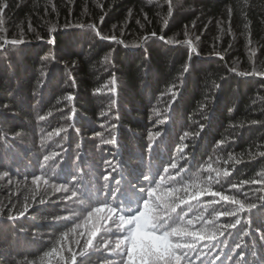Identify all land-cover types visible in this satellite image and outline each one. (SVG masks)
<instances>
[{
	"label": "trees",
	"instance_id": "1",
	"mask_svg": "<svg viewBox=\"0 0 264 264\" xmlns=\"http://www.w3.org/2000/svg\"><path fill=\"white\" fill-rule=\"evenodd\" d=\"M0 5H7L0 25V264L79 259L91 224L71 192L98 188L120 205L118 191L147 187L144 175L159 182L157 173L182 198L199 185L257 205L217 217L235 206L206 195L181 204L177 212L205 236L199 251L186 250L193 264H264V184H240L264 180V0ZM56 129L65 131L49 137ZM34 175L42 177L37 184ZM237 218L235 229L220 227ZM109 225L101 222L87 264H126L122 249L96 246Z\"/></svg>",
	"mask_w": 264,
	"mask_h": 264
},
{
	"label": "snow or ice",
	"instance_id": "2",
	"mask_svg": "<svg viewBox=\"0 0 264 264\" xmlns=\"http://www.w3.org/2000/svg\"><path fill=\"white\" fill-rule=\"evenodd\" d=\"M7 5H0V25H3L4 11ZM94 27V26H93ZM99 35V33H97ZM155 35V33H153ZM115 39V37H112ZM9 41H5L8 43ZM22 39H13L10 41L11 44L16 45L22 43ZM51 43V41H49ZM47 59V57H45ZM184 71H187L185 69ZM112 83H115L113 79ZM69 101L73 99L71 95L67 97ZM48 115H51L49 112ZM39 120L43 121L46 119L45 115H40ZM113 127H116L113 125ZM65 129H56L53 133H49V137L52 135H59L60 132ZM153 134H150V136ZM155 136H160L159 131L154 133ZM187 135V133H185ZM222 143V142H221ZM78 147H80L78 145ZM58 155L53 153L52 155H44L43 168L53 156ZM264 155V153H262ZM172 169H177L178 166L175 162L170 164ZM163 172L166 174L168 179H173L172 173L169 172V167H164ZM180 175L179 172L176 173ZM159 182L155 177L144 175L143 179L147 183V187L137 185L136 188L130 186V191L125 193L123 189L117 192V197L120 199V205L110 204L107 197L111 195L110 192L101 193L100 189H95L94 192L89 191L86 187L83 192L78 195L77 190L71 192L72 197H76L79 204L83 207L79 210L81 213L86 212L85 224H91V228L88 231V239L85 241L83 249L79 252V259L74 253L70 257V261L66 260L65 264H87V260L91 253L86 250L94 247L93 239L98 236L101 232V222L107 224L108 221L115 225L116 232L112 231V225H109L104 231L110 235H101L97 240L98 247L105 248L108 252L115 250H121V259L126 255V264H193L192 258L187 255L186 250L199 251L196 248V243L199 240L205 238L203 230L197 231L190 228L193 225V220L189 219L185 222L184 216L177 212V208L181 204H188L190 200H198L200 196L206 195L210 197H219L220 201H225L233 204L235 207L232 209H224L223 211L217 212L216 216H229L238 217L240 213L248 211L251 213L252 209L257 208V205L245 204L244 201L236 199L231 195H224L221 191L210 190L208 187L201 188L199 185H194L198 190L188 193V188L183 190L188 193L187 198H182L177 195L181 191L180 188L168 186L164 187L162 182L165 180V176L159 175ZM219 175V173H218ZM229 173L224 172V176L227 177ZM42 177L40 175H34L32 183L37 184L40 182ZM109 177L104 176V180L108 181ZM212 178L209 177V180ZM45 185L49 184L48 180H44ZM219 183V181H217ZM244 183H261L264 184V180L261 181H240V184ZM155 185V186H153ZM51 187L57 192L69 191V188L64 184H52ZM233 188H238V185L233 184ZM138 189V191H137ZM145 194L146 197L145 198ZM101 195L105 198L101 199ZM93 201L95 203H93ZM179 201V203L177 202ZM45 201L42 199L41 203ZM218 201L212 200L211 203L215 204ZM66 210L73 211V209L65 206ZM260 207H264L261 204ZM90 209V210H89ZM27 211V209H25ZM23 215V213H21ZM11 218V217H10ZM52 219L59 221L61 219H67V217L57 215ZM250 222V219H249ZM211 223V221H206ZM241 223V220L237 218L234 223L223 224L220 227L224 229H235L237 225ZM80 225H77L79 227ZM74 231V229H73ZM117 242L113 248L111 243V236L116 235ZM223 235V232L219 233ZM244 235H248L245 231ZM264 235V233H262ZM208 239L215 240L216 234L213 233L208 236ZM204 247H215L214 244L205 245ZM236 248H240L239 244H236ZM198 258V257H197ZM201 264L203 262L201 261ZM246 264V262H245Z\"/></svg>",
	"mask_w": 264,
	"mask_h": 264
}]
</instances>
